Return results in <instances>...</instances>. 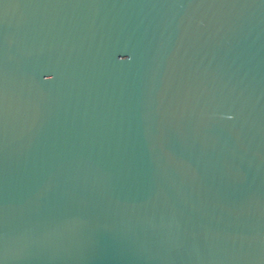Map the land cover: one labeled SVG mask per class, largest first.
<instances>
[{
	"label": "water",
	"instance_id": "water-1",
	"mask_svg": "<svg viewBox=\"0 0 264 264\" xmlns=\"http://www.w3.org/2000/svg\"><path fill=\"white\" fill-rule=\"evenodd\" d=\"M0 264H264V0H0Z\"/></svg>",
	"mask_w": 264,
	"mask_h": 264
}]
</instances>
